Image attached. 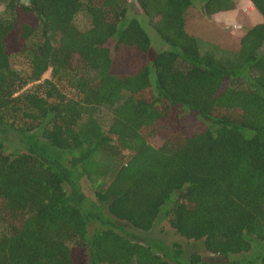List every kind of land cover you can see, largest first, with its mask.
<instances>
[{
  "label": "trees",
  "instance_id": "trees-1",
  "mask_svg": "<svg viewBox=\"0 0 264 264\" xmlns=\"http://www.w3.org/2000/svg\"><path fill=\"white\" fill-rule=\"evenodd\" d=\"M248 2L261 22L238 38L202 24L234 0L5 2L0 264H213L113 223L160 218L220 264H264L229 260L264 243V0Z\"/></svg>",
  "mask_w": 264,
  "mask_h": 264
},
{
  "label": "rangeland",
  "instance_id": "rangeland-1",
  "mask_svg": "<svg viewBox=\"0 0 264 264\" xmlns=\"http://www.w3.org/2000/svg\"><path fill=\"white\" fill-rule=\"evenodd\" d=\"M6 1L7 0H2V3L0 4V14L3 11V7ZM234 7L235 8L230 12L216 14L212 17L207 18L206 20H203L202 24H206L207 29H216L218 31L217 34L220 38L221 36L224 37L226 35H229L232 38H238L244 33L247 28L253 26L256 23L261 22L260 16L253 10L248 0H234ZM135 14H137V11L135 12ZM80 22H83V20L81 19ZM139 23L141 24V22ZM141 26L143 27L147 35L148 33L151 35V33L146 30L142 24ZM154 38L157 39L155 35ZM156 50L157 41L152 43L150 42V47L147 55L149 62H151L153 57L152 55L156 52ZM44 77L47 78L48 74H46ZM181 119H183L184 122L179 123L178 126H185V123H188L187 119L189 118L184 115ZM14 144L11 142V144L9 145L11 146ZM121 156H125V153H121ZM88 198L93 199L92 197ZM113 223L116 226L121 227V231L128 235H131L134 241H137L141 244H147L148 242L153 240L161 241L167 246L176 243L181 247L184 258H187L190 253L196 252L200 255L202 261L204 262L213 264H220L224 262V260L220 257L204 253L202 251V246L200 242L186 241L176 236L173 231L168 227L166 221L162 218L158 219L154 224L153 228L146 233L134 231L127 225L118 221H113ZM95 228V224H87L88 233H91ZM263 249L264 243L254 242L252 243V248L249 250V252L230 257L229 260L237 262H248L249 260H254L262 252Z\"/></svg>",
  "mask_w": 264,
  "mask_h": 264
}]
</instances>
